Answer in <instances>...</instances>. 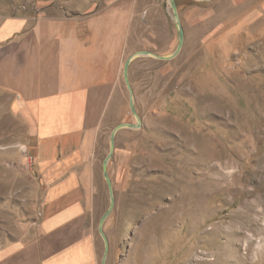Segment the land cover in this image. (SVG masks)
<instances>
[{"label":"rangeland","instance_id":"rangeland-1","mask_svg":"<svg viewBox=\"0 0 264 264\" xmlns=\"http://www.w3.org/2000/svg\"><path fill=\"white\" fill-rule=\"evenodd\" d=\"M175 4L179 54L128 68L140 125L121 129L119 144L129 160L117 214L134 226L127 263L264 264V0ZM46 11L101 20L121 44L123 83L130 55L165 56L178 44L169 0H0L1 17ZM120 113L136 124L128 93ZM26 136L0 92V236L41 200ZM97 239L101 251L98 225Z\"/></svg>","mask_w":264,"mask_h":264},{"label":"crops","instance_id":"crops-1","mask_svg":"<svg viewBox=\"0 0 264 264\" xmlns=\"http://www.w3.org/2000/svg\"><path fill=\"white\" fill-rule=\"evenodd\" d=\"M108 30L96 18L48 11L0 16V92L26 131L23 147L41 199L16 218L10 236H0V264H102L95 223L109 205L102 162L128 93L121 44ZM122 133L107 165L115 204L103 225L105 264H128L131 253L132 217L117 214L124 209L117 183L129 160L119 147Z\"/></svg>","mask_w":264,"mask_h":264},{"label":"water","instance_id":"water-1","mask_svg":"<svg viewBox=\"0 0 264 264\" xmlns=\"http://www.w3.org/2000/svg\"><path fill=\"white\" fill-rule=\"evenodd\" d=\"M195 1H205V0H195ZM169 4H170V9H171V16L173 21L175 22V26L177 28V33H178V44L176 49L168 55L162 56V55H158L156 53H152L150 51H137L135 53H133L132 55H130L124 62V66H123V70H122V75H123V80L125 82V85L127 87V91H128V104H129V108L131 110V113L133 114V116L136 119V124H131V123H120L118 125H116L110 134V143H109V152L107 154V156L104 158L103 162H102V173H103V178L105 180L107 189H108V193H109V205L108 208L106 209V211L101 215L99 221H98V233L103 241V258H102V264H105V259H106V255L108 252V240L107 237L104 233L103 230V225L105 220L107 219V217L111 214V212L113 211L114 208V204H115V200H114V195H113V188H112V184L110 181V178L108 176V172H107V165L109 160L111 159L114 149H115V136L116 133L123 129V128H138L140 125V119L137 116L136 112H135V108H134V97H133V91L132 88L130 86L129 83V79H128V68L129 65L131 64V62L138 58V57H147V58H154L157 59L159 61H170L172 59H174L179 52L182 49L183 46V41H184V34H183V29L180 25L179 22V17H178V12H177V8H176V4H175V0H169Z\"/></svg>","mask_w":264,"mask_h":264},{"label":"bare ground","instance_id":"bare-ground-1","mask_svg":"<svg viewBox=\"0 0 264 264\" xmlns=\"http://www.w3.org/2000/svg\"><path fill=\"white\" fill-rule=\"evenodd\" d=\"M232 241V240H231ZM231 245V244H230ZM231 253V252H230Z\"/></svg>","mask_w":264,"mask_h":264},{"label":"built area","instance_id":"built-area-1","mask_svg":"<svg viewBox=\"0 0 264 264\" xmlns=\"http://www.w3.org/2000/svg\"><path fill=\"white\" fill-rule=\"evenodd\" d=\"M30 159V158H29Z\"/></svg>","mask_w":264,"mask_h":264}]
</instances>
